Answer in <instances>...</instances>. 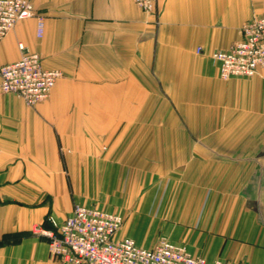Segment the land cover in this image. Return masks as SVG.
I'll use <instances>...</instances> for the list:
<instances>
[{"label":"crops","instance_id":"1","mask_svg":"<svg viewBox=\"0 0 264 264\" xmlns=\"http://www.w3.org/2000/svg\"><path fill=\"white\" fill-rule=\"evenodd\" d=\"M31 1L43 36L20 21L0 67L24 43L63 76L33 107L0 90V264H60L40 232L76 204L142 247L264 264V70L223 80L213 59L264 0H157L159 24L134 0Z\"/></svg>","mask_w":264,"mask_h":264},{"label":"built area","instance_id":"2","mask_svg":"<svg viewBox=\"0 0 264 264\" xmlns=\"http://www.w3.org/2000/svg\"><path fill=\"white\" fill-rule=\"evenodd\" d=\"M134 2L159 24L157 0ZM32 18L37 20L38 37H42L45 16L31 0H0V42L20 21ZM18 46L20 59L0 67V90L33 107L49 99L63 73L45 69L38 53L29 51L24 43ZM197 53H202V48H197ZM213 59L223 80L253 78L264 70V15L244 22L239 39L229 49L214 53ZM49 220L54 229L40 233L48 239L51 259L60 264H246L223 259L209 262L165 237L153 247H142L132 238L119 236L125 223L122 215L96 207L76 204L61 225Z\"/></svg>","mask_w":264,"mask_h":264},{"label":"trees","instance_id":"3","mask_svg":"<svg viewBox=\"0 0 264 264\" xmlns=\"http://www.w3.org/2000/svg\"><path fill=\"white\" fill-rule=\"evenodd\" d=\"M3 241H6L8 243H18L20 241V238L15 234L6 235Z\"/></svg>","mask_w":264,"mask_h":264}]
</instances>
